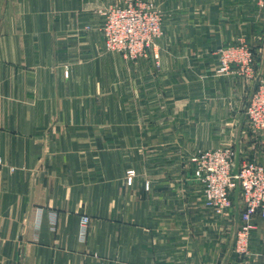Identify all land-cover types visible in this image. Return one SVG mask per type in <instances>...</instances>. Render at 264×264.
<instances>
[{
    "label": "crops",
    "instance_id": "obj_1",
    "mask_svg": "<svg viewBox=\"0 0 264 264\" xmlns=\"http://www.w3.org/2000/svg\"><path fill=\"white\" fill-rule=\"evenodd\" d=\"M114 1L0 0V264H264V219L236 255L235 208L203 204L190 161L238 144L264 162L245 116L264 5L148 0L162 35L130 60L103 46ZM231 46L247 74L218 71Z\"/></svg>",
    "mask_w": 264,
    "mask_h": 264
},
{
    "label": "built area",
    "instance_id": "obj_2",
    "mask_svg": "<svg viewBox=\"0 0 264 264\" xmlns=\"http://www.w3.org/2000/svg\"><path fill=\"white\" fill-rule=\"evenodd\" d=\"M264 5V0H255ZM100 32L105 50L121 53L130 60L147 55L162 35V20L148 0H115L99 10ZM252 55L243 47L231 46L219 56L220 73L236 67L239 74L251 71ZM247 128L253 138L264 133V79L259 80L246 106ZM235 149L221 146L198 151L191 157L192 176L201 187L203 204L218 215H232L233 192L239 185L238 223L233 250L239 257L250 254V232L256 218L264 219V162L240 154L237 175L231 173ZM130 173L128 182L131 180ZM89 218L81 217L80 237L84 239Z\"/></svg>",
    "mask_w": 264,
    "mask_h": 264
},
{
    "label": "water",
    "instance_id": "obj_3",
    "mask_svg": "<svg viewBox=\"0 0 264 264\" xmlns=\"http://www.w3.org/2000/svg\"><path fill=\"white\" fill-rule=\"evenodd\" d=\"M257 83H256V86H257ZM239 163H240V151H239V145L237 144L235 147L234 162H233V167H232V171H231V173L233 175H237ZM239 191H240L239 185L236 184V186L234 188V192H233V205L235 208V216L236 217L238 216V194H239Z\"/></svg>",
    "mask_w": 264,
    "mask_h": 264
},
{
    "label": "rangeland",
    "instance_id": "obj_4",
    "mask_svg": "<svg viewBox=\"0 0 264 264\" xmlns=\"http://www.w3.org/2000/svg\"><path fill=\"white\" fill-rule=\"evenodd\" d=\"M240 154H246V155H248L249 157H251V158H253L249 153H247V151H244L243 150V152H241ZM257 160V159H256ZM190 161H191V159H190ZM133 170L131 169V168H129L128 170H127V172H126V183L127 184H131V182H132V180H130V182H128V178L130 177L129 175H130V173L132 172ZM134 174V173H133ZM132 177H133V175L131 176V179H132Z\"/></svg>",
    "mask_w": 264,
    "mask_h": 264
}]
</instances>
